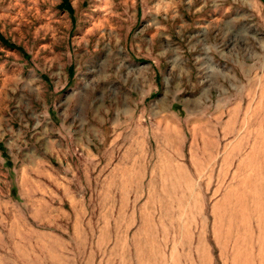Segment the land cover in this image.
<instances>
[{"label": "rangeland", "instance_id": "374dc122", "mask_svg": "<svg viewBox=\"0 0 264 264\" xmlns=\"http://www.w3.org/2000/svg\"><path fill=\"white\" fill-rule=\"evenodd\" d=\"M0 0V264H264V0Z\"/></svg>", "mask_w": 264, "mask_h": 264}, {"label": "trees", "instance_id": "16d2710c", "mask_svg": "<svg viewBox=\"0 0 264 264\" xmlns=\"http://www.w3.org/2000/svg\"><path fill=\"white\" fill-rule=\"evenodd\" d=\"M62 4L64 5V8H66V10H68L69 12L72 11V8L70 7L69 4H67V2L65 0H63ZM0 41L5 44L6 46H9L10 48L16 49L22 53H24L22 47L16 45L15 43H11L8 40H6L1 34H0ZM1 147V145H0Z\"/></svg>", "mask_w": 264, "mask_h": 264}]
</instances>
